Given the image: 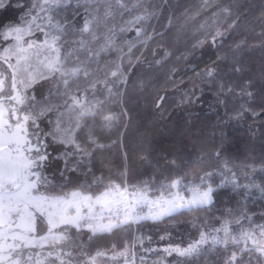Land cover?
<instances>
[{
    "label": "snow or ice",
    "instance_id": "obj_1",
    "mask_svg": "<svg viewBox=\"0 0 264 264\" xmlns=\"http://www.w3.org/2000/svg\"><path fill=\"white\" fill-rule=\"evenodd\" d=\"M149 2L152 10L132 15L140 5L130 8L125 0H34L20 23L0 25V264H147L149 253L163 254L153 264H164L171 256L176 264H193L217 246L228 253L222 264H264V224H254L246 213L239 219L194 222L198 235L183 245L145 247L153 243L151 237L132 235L119 250L112 244L88 251L97 238L127 234L144 221L210 210L221 189L230 188L244 199L254 192L264 198V185L227 163L190 178L185 173L159 179L161 173L136 184L127 182L125 171L117 174L119 182L95 177L67 190L65 173L90 171L93 152L104 147L92 128L111 130L123 115L107 111L100 98L105 91L108 97L118 95L114 90L127 83L121 64L102 81L92 78V65L109 52L119 53L122 60L144 42L145 25L158 14L154 0H144ZM5 7L0 0V9ZM221 11L231 15L229 7ZM117 17L120 27L113 23ZM133 31L136 43L125 40L124 53L117 41ZM225 35L216 30L211 43L215 46ZM215 73L209 68L206 75L213 78ZM45 85L46 92L38 90ZM52 144L65 151L53 157ZM53 160L63 161L59 180L51 171ZM85 235L87 245L81 240Z\"/></svg>",
    "mask_w": 264,
    "mask_h": 264
},
{
    "label": "trees",
    "instance_id": "obj_2",
    "mask_svg": "<svg viewBox=\"0 0 264 264\" xmlns=\"http://www.w3.org/2000/svg\"><path fill=\"white\" fill-rule=\"evenodd\" d=\"M11 1L9 5L16 7L19 22L11 12L5 25L20 23V17L34 2ZM125 3L130 8L140 5L132 15L153 7L152 2L144 0ZM154 4L158 14L147 21L146 32L140 37L144 42L137 43L122 60L119 53L109 52L92 65V78L102 81L116 70V63L121 64L127 83L114 90L118 95L108 97L105 91L100 98L105 99L107 111L123 115L111 130L92 128L104 147L93 152L90 171L81 168L65 173L67 190L95 177L119 182L117 174L125 171L127 182L136 184L161 173L159 179L185 173L190 178L225 163L264 185V0H168L167 4L154 0ZM225 7L231 9L230 16L221 11ZM113 23L120 27L122 22L117 17ZM216 30L226 35L214 46L211 38ZM148 35L153 39L147 40ZM134 37L133 31L118 39L124 53L128 52L124 41L136 43ZM209 68L216 69L213 78L206 75ZM49 151L55 157L65 149L52 144ZM60 168L63 161L53 160L51 171H56L57 180ZM214 200L207 211L183 212L160 222L144 221L127 234L116 232L97 238L91 245H87L86 235L81 240L90 253L112 244L119 250L132 235L151 237L153 243L145 247L162 249L168 243L183 245L196 238L198 230L193 223L205 219H239L241 213H246L254 224H264V198L258 192L244 199L230 188L221 189L214 194ZM228 210L234 213L232 217L226 215ZM164 235H169L170 240L160 241ZM227 254L217 246L205 251L193 264H222ZM162 257V253H149L147 264ZM176 261L171 256L164 264ZM252 264L261 262L253 260Z\"/></svg>",
    "mask_w": 264,
    "mask_h": 264
},
{
    "label": "flooded vegetation",
    "instance_id": "obj_3",
    "mask_svg": "<svg viewBox=\"0 0 264 264\" xmlns=\"http://www.w3.org/2000/svg\"><path fill=\"white\" fill-rule=\"evenodd\" d=\"M4 3L6 5V7L3 9H0V25H5L6 20L8 18H10V16H11V12H13L12 16H13L14 20L19 22V15H18V12H16V10H17L16 7L9 5L12 3V1L11 0H4Z\"/></svg>",
    "mask_w": 264,
    "mask_h": 264
},
{
    "label": "rangeland",
    "instance_id": "obj_4",
    "mask_svg": "<svg viewBox=\"0 0 264 264\" xmlns=\"http://www.w3.org/2000/svg\"><path fill=\"white\" fill-rule=\"evenodd\" d=\"M46 87H48V86H47V85H45V86L43 87V89H40V87L38 86V90H42V91H44V92H45V91H46ZM53 173H54V174H55V176L57 177V173H56V171H54V170H53ZM136 228H137V227H134V231H136ZM137 264H138V263H137Z\"/></svg>",
    "mask_w": 264,
    "mask_h": 264
},
{
    "label": "crops",
    "instance_id": "obj_5",
    "mask_svg": "<svg viewBox=\"0 0 264 264\" xmlns=\"http://www.w3.org/2000/svg\"><path fill=\"white\" fill-rule=\"evenodd\" d=\"M149 222H153V221L149 220Z\"/></svg>",
    "mask_w": 264,
    "mask_h": 264
},
{
    "label": "built area",
    "instance_id": "obj_6",
    "mask_svg": "<svg viewBox=\"0 0 264 264\" xmlns=\"http://www.w3.org/2000/svg\"><path fill=\"white\" fill-rule=\"evenodd\" d=\"M133 226H136V225H133Z\"/></svg>",
    "mask_w": 264,
    "mask_h": 264
}]
</instances>
